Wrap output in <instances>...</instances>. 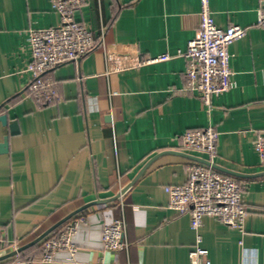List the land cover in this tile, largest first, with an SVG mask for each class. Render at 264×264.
<instances>
[{
  "label": "crops",
  "instance_id": "0c3cea01",
  "mask_svg": "<svg viewBox=\"0 0 264 264\" xmlns=\"http://www.w3.org/2000/svg\"><path fill=\"white\" fill-rule=\"evenodd\" d=\"M209 7L216 27L246 29L229 47L235 87L213 98L210 111L184 91L187 61L179 56L196 33L200 0H87L75 18L95 47L50 73L57 100L39 107L26 90L28 39L56 27L59 16L48 0H0V116L19 130L11 136L0 124V144L8 135L0 153V257L81 210L72 261L58 250L57 264H189L195 233L189 215L169 208L165 187L185 184L188 165L206 160L183 150L180 135L212 126L214 164L250 176L233 177L248 215L243 232L203 218L200 246L211 264H264V164L253 148L264 136V29L256 26L264 5L209 0ZM101 38L144 59L172 58L107 74ZM121 217L127 248L103 250L104 225Z\"/></svg>",
  "mask_w": 264,
  "mask_h": 264
},
{
  "label": "built area",
  "instance_id": "2783aa9c",
  "mask_svg": "<svg viewBox=\"0 0 264 264\" xmlns=\"http://www.w3.org/2000/svg\"><path fill=\"white\" fill-rule=\"evenodd\" d=\"M51 8L59 16L56 27L33 30L28 39L31 56L27 71L30 80L27 92L39 107L50 105L57 100L50 73L57 67L81 61L95 47L90 28L76 20L75 14L87 3V0H48ZM264 5V0H259ZM256 26L264 29V10L259 9ZM103 33V31H102ZM246 29L231 26L226 29L216 27L209 7V0H200L198 26L196 33L188 43L184 53L187 66L183 77L184 91L197 95L207 111L212 108V99L219 97L235 87L233 72L230 68L229 47L245 36ZM103 56L108 66L107 74L134 69L146 64L165 62L172 57L168 54L156 58H141L138 54L106 46L100 39ZM183 150L192 153H204L209 166L190 164L186 169L187 180L180 186H167L168 206L179 214L190 217V227L195 233V245L189 252V264H211L208 251L200 246L199 230L205 217L212 218L223 225L243 232L248 211L243 204V185L233 177L214 170L218 133L212 127L189 130L180 135ZM253 148L264 164V136L259 135ZM122 192V191H121ZM119 193L122 201L125 192ZM85 219L73 216L61 234L43 243L42 255L36 261L26 262L10 258L7 264H57L54 254L65 250L71 255L75 252L72 238L79 223ZM1 240V233H0ZM102 245L105 251L118 252L127 248L125 221L121 217L104 225ZM13 247V250H16Z\"/></svg>",
  "mask_w": 264,
  "mask_h": 264
},
{
  "label": "water",
  "instance_id": "95a60500",
  "mask_svg": "<svg viewBox=\"0 0 264 264\" xmlns=\"http://www.w3.org/2000/svg\"><path fill=\"white\" fill-rule=\"evenodd\" d=\"M0 124L3 126V127H8L9 128V135L11 136H14L16 134H18L19 130H18V127H17V123L16 122H11L9 123L7 121V117L5 115H2L0 116ZM7 141H8V135L5 136L3 138V142L0 144V153H5L6 150H7ZM196 161L200 162L201 164L203 165H207L209 166L210 163L207 162L206 160L203 161V160H197ZM211 167L216 170L217 172L220 171V172H223L229 176H232V177H237V178H246V177H250V176H246V175H241V174H238V173H235V172H231V171H228V170H224V169H221L219 168L218 166H216L215 164H212ZM264 175V173L262 174ZM252 177V176H251ZM130 188V186L126 187L125 189L122 190L121 193L123 192H126L128 189ZM119 196V195H118ZM118 196L115 197V199L118 198ZM81 210H78L74 213H72L71 215H69L68 217H66L65 219L59 221L58 223H56L52 228H50L49 230H47L45 233H43L40 237H38L37 239L31 241L30 243L24 245V246H21L19 248H17L16 250L12 251L11 253L7 254V255H4V256H1L0 257V262L1 261H4L6 259H10L20 253H22L24 250H26L27 248L35 245L36 243H38L39 241H41L46 235H48L49 233H51L53 230H55L57 227H59L60 225H62L63 223L67 222L70 218H72L73 216H75L78 212H80Z\"/></svg>",
  "mask_w": 264,
  "mask_h": 264
},
{
  "label": "trees",
  "instance_id": "16d2710c",
  "mask_svg": "<svg viewBox=\"0 0 264 264\" xmlns=\"http://www.w3.org/2000/svg\"><path fill=\"white\" fill-rule=\"evenodd\" d=\"M66 223L60 227H58L54 232H52L48 238H46L39 246H32L30 248H28L27 250L24 251V253L22 254H18L17 259L20 261H26V262H31V261H36L37 259H39L42 255V249H43V243L45 241L51 240V239H55L58 237V235L60 234V232L62 231V229L65 227ZM31 249L35 250L36 252L31 253ZM38 249V250H37ZM37 251H39V255H37Z\"/></svg>",
  "mask_w": 264,
  "mask_h": 264
}]
</instances>
